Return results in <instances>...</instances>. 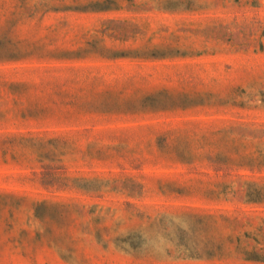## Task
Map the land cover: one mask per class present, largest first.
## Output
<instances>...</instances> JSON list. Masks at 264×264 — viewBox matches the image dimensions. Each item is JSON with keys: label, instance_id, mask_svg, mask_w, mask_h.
Returning a JSON list of instances; mask_svg holds the SVG:
<instances>
[{"label": "rangeland", "instance_id": "1", "mask_svg": "<svg viewBox=\"0 0 264 264\" xmlns=\"http://www.w3.org/2000/svg\"><path fill=\"white\" fill-rule=\"evenodd\" d=\"M0 264H264V0H0Z\"/></svg>", "mask_w": 264, "mask_h": 264}]
</instances>
